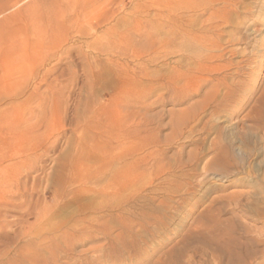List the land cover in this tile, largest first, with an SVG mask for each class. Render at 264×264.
I'll list each match as a JSON object with an SVG mask.
<instances>
[{"label": "rangeland", "instance_id": "rangeland-1", "mask_svg": "<svg viewBox=\"0 0 264 264\" xmlns=\"http://www.w3.org/2000/svg\"><path fill=\"white\" fill-rule=\"evenodd\" d=\"M0 264H264V0H0Z\"/></svg>", "mask_w": 264, "mask_h": 264}, {"label": "bare ground", "instance_id": "bare-ground-1", "mask_svg": "<svg viewBox=\"0 0 264 264\" xmlns=\"http://www.w3.org/2000/svg\"><path fill=\"white\" fill-rule=\"evenodd\" d=\"M232 158V154H231V150L229 148V146H225V147H221L219 154L217 156V161L224 163L226 162L228 159ZM216 162V161H215ZM251 194V193H250ZM249 195V194H248ZM243 204V203H242ZM225 250V249H224Z\"/></svg>", "mask_w": 264, "mask_h": 264}]
</instances>
